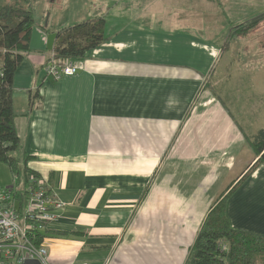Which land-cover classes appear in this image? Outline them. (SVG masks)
Masks as SVG:
<instances>
[{
	"label": "crops",
	"instance_id": "crops-1",
	"mask_svg": "<svg viewBox=\"0 0 264 264\" xmlns=\"http://www.w3.org/2000/svg\"><path fill=\"white\" fill-rule=\"evenodd\" d=\"M261 1L45 0L13 101L22 159L65 204L44 230L51 260L185 264L217 198L257 159L227 102L201 89L218 64H243L227 40ZM98 16L107 40L85 68L47 75L48 34ZM15 183L0 162V193ZM226 210L232 227L264 235V164Z\"/></svg>",
	"mask_w": 264,
	"mask_h": 264
},
{
	"label": "trees",
	"instance_id": "trees-1",
	"mask_svg": "<svg viewBox=\"0 0 264 264\" xmlns=\"http://www.w3.org/2000/svg\"><path fill=\"white\" fill-rule=\"evenodd\" d=\"M256 21L234 27L233 35H245ZM105 25V18L98 16L63 26L57 31L51 50L53 59L59 64L68 59H83L87 52L107 40ZM34 26L30 0L0 2V162L10 167L15 178L14 186L5 190L11 194L10 204L19 206L16 209L19 213L34 193L35 180H31L29 175L36 172L28 166L30 156L22 159L21 139L15 125L13 92L16 72L30 50V36ZM251 144L257 159L241 178L217 198L189 249L185 264L264 263V235L232 227L226 210L231 194L260 164H264V129L251 140ZM47 186L52 192L48 182ZM44 230L36 229L33 233L37 244L43 243ZM219 241H224L227 247L219 248Z\"/></svg>",
	"mask_w": 264,
	"mask_h": 264
},
{
	"label": "rangeland",
	"instance_id": "rangeland-1",
	"mask_svg": "<svg viewBox=\"0 0 264 264\" xmlns=\"http://www.w3.org/2000/svg\"><path fill=\"white\" fill-rule=\"evenodd\" d=\"M30 3L35 22L42 20L43 24H47L50 11L47 10L44 17L42 13L45 0H30ZM261 3L263 2L260 0ZM49 4L52 6L54 3ZM253 5V14H255L253 17H237L235 19L243 22L249 21V24H252L251 21L257 20L249 30L250 33L243 37L238 34L232 35L227 40L231 43L230 57L234 60L241 59L243 64L237 65L231 61L229 64L228 61L218 64L217 71L215 68L212 69L210 77L206 79L201 89L217 91L220 102H227L226 106L234 112L233 116L238 122L239 131L244 136L247 135L250 143L254 134H258L259 129L264 128V11H259L256 2ZM52 58L54 55L51 53L48 59ZM64 206L65 204L60 206L59 211ZM42 244L49 252L44 241ZM0 264H2L1 261Z\"/></svg>",
	"mask_w": 264,
	"mask_h": 264
},
{
	"label": "built area",
	"instance_id": "built-area-1",
	"mask_svg": "<svg viewBox=\"0 0 264 264\" xmlns=\"http://www.w3.org/2000/svg\"><path fill=\"white\" fill-rule=\"evenodd\" d=\"M85 68L81 60L68 59L59 64L53 58L44 63L47 75L56 79L72 76ZM36 188L22 213H19L10 203L11 194L5 189L0 193V259L2 264H22L27 258L38 259L42 264H61L49 257L44 244L34 241L36 229L44 230L48 223L59 217V208L64 202L50 192L47 179L39 174L31 173ZM33 186L31 185V188ZM37 221V222H32ZM219 248L225 249L227 244L219 241ZM81 264H92L84 261Z\"/></svg>",
	"mask_w": 264,
	"mask_h": 264
},
{
	"label": "water",
	"instance_id": "water-1",
	"mask_svg": "<svg viewBox=\"0 0 264 264\" xmlns=\"http://www.w3.org/2000/svg\"><path fill=\"white\" fill-rule=\"evenodd\" d=\"M57 36V32H50L47 37V48L52 50L54 47V42ZM22 264H42L38 259L27 258Z\"/></svg>",
	"mask_w": 264,
	"mask_h": 264
}]
</instances>
